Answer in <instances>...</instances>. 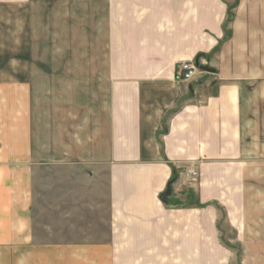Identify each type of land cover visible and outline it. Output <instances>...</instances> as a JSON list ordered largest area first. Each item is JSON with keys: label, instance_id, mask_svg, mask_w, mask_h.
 I'll return each mask as SVG.
<instances>
[{"label": "crops", "instance_id": "crops-1", "mask_svg": "<svg viewBox=\"0 0 264 264\" xmlns=\"http://www.w3.org/2000/svg\"><path fill=\"white\" fill-rule=\"evenodd\" d=\"M201 54L214 72L180 79ZM58 168L92 214L105 191L126 249L227 264L226 235L262 242L264 0H0V264L62 248L37 243L34 211Z\"/></svg>", "mask_w": 264, "mask_h": 264}, {"label": "rangeland", "instance_id": "rangeland-1", "mask_svg": "<svg viewBox=\"0 0 264 264\" xmlns=\"http://www.w3.org/2000/svg\"><path fill=\"white\" fill-rule=\"evenodd\" d=\"M42 28L37 29V37L42 38ZM58 39V38H56ZM43 41V40H42ZM197 72V76L200 72ZM195 79V78H194ZM193 79V80H194ZM194 169L198 175L193 178L185 176L186 169ZM37 174L35 219L37 230V243L61 245L57 250H33L30 251V264H147L160 262L164 264H187L181 255V250H129V239L113 240L108 238L111 223L109 203L105 191L100 193L98 213L93 214L91 199L81 196L82 191L79 180L75 175H61L58 169L40 170ZM181 176L187 181L199 180V170L193 166H187L181 171ZM85 188V185L84 187ZM93 221V222H92ZM94 234V235H93ZM93 235V236H91ZM223 237V244L228 247L227 264H264V240L259 244L253 243L252 248H244L243 245L232 243L234 240ZM67 246V248H63ZM231 249V250H230ZM187 252V250H182ZM196 250L195 255L199 260L204 253H213V250ZM153 254V255H152ZM27 255V254H26ZM207 257V258H208ZM149 258V260H147ZM185 259V260H184ZM262 261H259V260ZM32 260V261H31ZM256 260V261H254Z\"/></svg>", "mask_w": 264, "mask_h": 264}, {"label": "built area", "instance_id": "built-area-1", "mask_svg": "<svg viewBox=\"0 0 264 264\" xmlns=\"http://www.w3.org/2000/svg\"><path fill=\"white\" fill-rule=\"evenodd\" d=\"M199 71L198 65L195 61H182L178 64V74L183 81H193ZM198 175V172L194 169H186L185 176L193 178Z\"/></svg>", "mask_w": 264, "mask_h": 264}, {"label": "water", "instance_id": "water-1", "mask_svg": "<svg viewBox=\"0 0 264 264\" xmlns=\"http://www.w3.org/2000/svg\"><path fill=\"white\" fill-rule=\"evenodd\" d=\"M202 69H205L206 71L214 72L212 69L207 68V67H202ZM171 185L169 184L167 187V190L161 195V201L164 203H168V198L171 194Z\"/></svg>", "mask_w": 264, "mask_h": 264}, {"label": "trees", "instance_id": "trees-1", "mask_svg": "<svg viewBox=\"0 0 264 264\" xmlns=\"http://www.w3.org/2000/svg\"><path fill=\"white\" fill-rule=\"evenodd\" d=\"M203 54L199 55L197 59L195 60V63L198 65V67L202 68L203 66L200 65L199 59Z\"/></svg>", "mask_w": 264, "mask_h": 264}]
</instances>
